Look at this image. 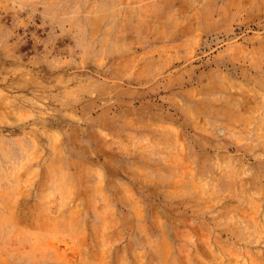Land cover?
<instances>
[{"label": "rangeland", "instance_id": "1", "mask_svg": "<svg viewBox=\"0 0 264 264\" xmlns=\"http://www.w3.org/2000/svg\"><path fill=\"white\" fill-rule=\"evenodd\" d=\"M0 264H264V0H0Z\"/></svg>", "mask_w": 264, "mask_h": 264}]
</instances>
